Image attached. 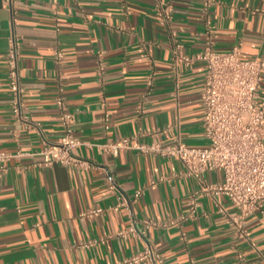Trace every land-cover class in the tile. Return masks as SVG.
Listing matches in <instances>:
<instances>
[{"label":"crops","instance_id":"1","mask_svg":"<svg viewBox=\"0 0 264 264\" xmlns=\"http://www.w3.org/2000/svg\"><path fill=\"white\" fill-rule=\"evenodd\" d=\"M161 3L171 5L170 27L158 14ZM13 33L22 43L29 128L12 111L7 50ZM238 45L245 60L264 57V0H18L14 19L0 0V150L19 152L0 178V264H116L147 244L166 264H264V212L250 216L249 237L238 238L229 217L236 208L225 196L200 195L198 216L182 225L139 223L144 238L119 236L134 218L179 219L200 183L178 158L102 150L130 136L206 147V64L189 65L178 55ZM60 81L76 115L83 141L76 153L85 167L41 164L45 142L62 134L55 103ZM222 178L205 175L210 183ZM139 190L137 202L112 209L119 196ZM97 207L104 211L87 215Z\"/></svg>","mask_w":264,"mask_h":264},{"label":"built area","instance_id":"2","mask_svg":"<svg viewBox=\"0 0 264 264\" xmlns=\"http://www.w3.org/2000/svg\"><path fill=\"white\" fill-rule=\"evenodd\" d=\"M14 19L17 14L18 0H3ZM209 2H207L208 4ZM158 14L164 25L170 27L172 8L167 3L159 5ZM175 35V32H173ZM22 43L19 35L13 33L7 50V69L9 87L13 99V115L17 121L26 122L24 114V87L20 75ZM63 57L57 53V60ZM179 59L187 64L203 61L206 64L204 88L201 103L204 109L203 131L208 140L206 147L189 146L181 141L173 144H162L154 140L151 143L137 141V136L123 137L103 145L102 150L118 155L125 149H134L142 154H156L164 158L181 160L185 174L199 181V189L190 196V207L186 214L177 220L158 222L153 219H132L130 226L118 235L127 238L131 235L144 238L145 231H139L141 223L145 229L160 228L171 225H182L198 216L200 207L199 196L206 194L212 197L225 196L236 208L229 215L235 235L248 238L247 219L258 211L264 212V96L260 94L264 75V57L251 60L242 58V47L235 46L228 52H219L212 46L203 52L187 56L180 53ZM58 95L55 103L59 109V123L62 128L60 138L54 142H45L39 152L43 157L42 165L51 166L61 163L66 166L85 167L88 162L81 159L76 150L83 144L76 136V115L67 103L63 82L58 84ZM108 128V126H106ZM17 154L0 150V178L7 171V163ZM209 172H221L223 178L216 182H207L205 175ZM155 181L152 182V185ZM110 189L116 190L114 183ZM137 191L129 198L119 196L118 203L112 207L118 210L129 206L140 198ZM103 208L97 207L87 212L94 216L102 213ZM186 238V233L182 232ZM153 264H166L164 259L153 252L150 244L132 256L118 261L116 264H139L144 260Z\"/></svg>","mask_w":264,"mask_h":264}]
</instances>
